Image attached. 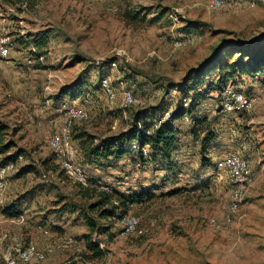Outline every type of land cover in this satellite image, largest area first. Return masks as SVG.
<instances>
[{"label": "rangeland", "instance_id": "1", "mask_svg": "<svg viewBox=\"0 0 264 264\" xmlns=\"http://www.w3.org/2000/svg\"><path fill=\"white\" fill-rule=\"evenodd\" d=\"M209 1L0 0V35L12 43L8 58L0 59V121L13 142L6 155H14L16 166L8 175L5 205L18 204L26 217L24 224L0 220V230L41 249L75 240L28 264H264V0H222L218 9ZM39 33L46 42L41 47L34 43ZM216 47L217 63L243 60L250 67L220 82L219 65H208L200 90L214 89L196 102V91H190L185 106L184 84L202 75L195 70ZM105 77L115 88L113 101L102 88ZM229 89L257 95L258 102L250 110H229ZM124 90L140 102L123 106ZM64 103L90 113L72 130L88 176L102 177L125 195H142L126 213L139 217L143 234H125L111 217L92 211L94 191L69 179H44L46 173L65 177L49 146ZM179 108L185 115L173 120L179 146L169 168L127 144L125 157L98 172L74 139L81 133L95 143L120 138L165 109ZM227 153L246 158L253 173L234 212L227 172L216 165ZM25 165L35 168L19 177ZM67 203L74 212L62 210ZM14 251L12 239L0 240V264Z\"/></svg>", "mask_w": 264, "mask_h": 264}, {"label": "built area", "instance_id": "2", "mask_svg": "<svg viewBox=\"0 0 264 264\" xmlns=\"http://www.w3.org/2000/svg\"><path fill=\"white\" fill-rule=\"evenodd\" d=\"M109 1V0H105ZM223 4L222 0H210L209 7L212 9H218ZM11 39L9 35H0V59H7L11 49ZM39 60L43 61V56L39 55L35 49ZM28 63H33L32 59H28ZM112 65H116L115 62ZM102 88L113 101L116 97L115 88L112 85L110 78L105 77L101 81ZM228 101L225 103V107L229 110H250L258 102L259 97L257 95L248 96L245 93L235 91L233 89L228 90ZM140 102L139 98L130 90L123 91V106L130 107ZM184 105L188 106L187 99L184 100ZM62 115V124L60 130L54 133L49 140V146L54 154L56 162L59 164L64 172L65 177L60 175L44 174L46 181H52L56 177L59 183H66V180H73L80 185L95 189L97 191L112 192L114 189L113 184L106 182L103 178H90L86 173L84 167L78 162L77 152L73 146L72 130L76 121L89 119V111L80 106H75L69 103H64L59 108ZM170 110L165 111L161 118L154 124V127H158L161 122H164L170 117ZM142 154L147 156L149 149L147 146L141 148ZM130 150L134 153L140 150L137 142L130 144ZM217 166L227 172L229 183L232 187L231 198V212H234L239 207L240 203L244 200L249 186L253 181L252 168L248 160L237 153H227L217 160ZM14 162L3 163L0 160V220L12 219L19 224L26 222V217L23 213L19 215L8 216L4 212L5 198L9 188L8 175L15 169ZM112 222L115 227H120L125 234H143L144 230L140 227V219L135 214H122L120 209H116L112 215ZM40 230H44L43 225H38ZM12 239L14 242V253L5 255L4 264H28L33 261L44 260L47 255L52 254L58 248H64L72 245L75 240L72 237L63 239L60 243H56L46 249H41L37 245L22 244L18 235L9 236L0 230V240Z\"/></svg>", "mask_w": 264, "mask_h": 264}, {"label": "trees", "instance_id": "3", "mask_svg": "<svg viewBox=\"0 0 264 264\" xmlns=\"http://www.w3.org/2000/svg\"><path fill=\"white\" fill-rule=\"evenodd\" d=\"M6 1L13 4V3H22L25 0H6ZM43 35L44 33L43 34L39 33L38 36H36L34 39V43L38 47H41L43 44H46V42L42 41ZM235 45H236L235 47H240L242 48V50L248 49L251 46L250 44L249 45L235 44ZM218 48L219 47L215 48V53L213 56H211L208 59H205L200 64L199 68L195 70L197 73L199 74L201 73L202 75L200 77L190 76L187 83L184 84L182 90L184 92L185 97L182 99V103L184 102L183 100L187 99L188 97L187 94L190 91H194V92L196 91L193 101L196 102L197 99L202 98L203 96H205L206 94L211 92V90L214 89V87L211 85L207 89L200 90V88L203 87L204 84L206 83V81L204 80L203 71L208 67V65L215 63V61L217 63ZM217 64L219 65L218 70L221 71V73L223 74L221 76L220 82H223L225 79L231 77L236 71L238 70L247 71L248 68L250 67L249 64L244 63L243 60L233 61L231 63L218 62ZM69 92H70L69 89H65L63 93L67 94ZM167 110L169 109H165L162 113H160V115L155 116V118L153 117L150 123L142 124V127L135 125L131 129L130 133L124 134L120 138L114 137V138L101 139L100 141H96L95 143V139L92 136H87L81 133L75 135L74 139L77 140L78 142V148L83 158L87 160L88 163L97 165L100 168L105 169L116 165L121 158L125 157L127 153H129L130 148L129 150L127 149L128 148L127 144L130 147L132 141L133 142L137 141V143L139 142L138 143L140 147L139 153L142 154L141 148L147 146L149 149L148 156L150 155L149 157L151 158L152 162L153 163L157 161L163 162L165 163L166 168H169L168 165H171V163L173 162L174 152L178 149L179 146V140L177 137L178 128L173 124V120L183 117L185 115V112L181 108L175 110L174 112L170 111L171 112L170 117L164 122H161V124L158 127H154V124L161 118L162 114ZM139 118L142 119L141 116ZM6 129H7L6 125L0 121V155H6L13 146L12 141L6 140L5 137ZM193 132L197 134L196 127L194 128ZM14 160H15L14 155H6L5 157H3L1 161L3 163H7V162L15 163ZM34 168L35 167H32L30 165H25L19 170L17 175L19 177L23 176L24 174L34 170ZM96 178H102V177L98 176ZM82 187L85 188L86 190L94 191L93 194L94 197H90V198H94L95 201L90 203L89 208L92 211L96 210L101 218H106V217L112 218V215L115 213L116 209L118 208L122 209V214H128L126 213L127 212L126 209L131 207V205H134L136 201L138 200L140 201L142 199V195L140 194L133 193L131 195H125L121 191L115 190V188L113 189L112 192L108 193L105 191H97L95 189L86 188L84 186ZM62 210H68L74 212L75 207L71 205L69 206L67 203L66 205H64ZM4 212L8 216H13V215H19L23 211H21V207L18 204L11 203L10 205L5 206ZM88 223L91 225L92 231L98 229L97 223L94 221V219L89 218ZM90 246L92 250H95L96 254L98 255L100 254L94 243H91Z\"/></svg>", "mask_w": 264, "mask_h": 264}, {"label": "crops", "instance_id": "4", "mask_svg": "<svg viewBox=\"0 0 264 264\" xmlns=\"http://www.w3.org/2000/svg\"><path fill=\"white\" fill-rule=\"evenodd\" d=\"M92 165H94V164H92ZM94 166L96 167V171H98V172H100L101 170L107 172L109 170V167L104 169V168L98 167L97 165H94Z\"/></svg>", "mask_w": 264, "mask_h": 264}]
</instances>
